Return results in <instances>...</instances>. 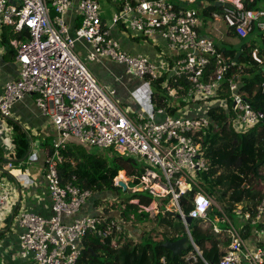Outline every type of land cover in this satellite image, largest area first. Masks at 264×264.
<instances>
[{"label":"built area","instance_id":"built-area-1","mask_svg":"<svg viewBox=\"0 0 264 264\" xmlns=\"http://www.w3.org/2000/svg\"><path fill=\"white\" fill-rule=\"evenodd\" d=\"M73 1L0 0V24L14 32L23 29L29 32L27 41L11 42L16 49L18 76L1 89L0 120L6 123L14 104L32 95L36 107L55 130L53 152L46 157L43 168L52 214L45 218L20 211L16 216V225L21 230L18 258L28 260L25 264H77L88 235L105 240L114 231H123L124 224L117 214L76 217L94 195L79 188L75 177L61 183L57 170L62 162L59 150L66 144L80 145L76 142L79 141L89 148H112L141 161L144 170L135 190L155 199L169 198L166 211L178 214L182 221L186 216L178 200L184 193L195 190L188 217L206 219L213 201L198 186L194 174L207 170L201 144L195 137L198 130L210 124V119L201 115L206 103L219 99L221 84L226 81L234 113L232 125L237 131L253 127L264 118L239 88L238 74L242 68L232 59L225 60L213 40L199 34V12L191 7L197 0H115L118 9L109 22L103 20L97 0H79L76 8L80 24L70 35L64 16ZM215 2L232 6H222L221 14L212 13L211 17L220 18L226 30H233L238 39L245 38L255 25L264 30V22L259 21L264 12L246 9L244 0ZM118 26L132 37L163 40L175 58L171 62H156L123 51L111 34ZM79 43L86 45L89 62L110 58L136 78L156 81L163 77L168 91L171 88L167 83L172 78L183 80L188 85L186 101L203 102L194 108L197 115L185 116L186 110L193 114V109L180 108L171 114L168 108L159 107L138 112L132 118L117 104L115 90L98 82L76 54L75 46ZM251 56L261 65L257 49ZM212 60L217 66L215 74L203 81ZM231 68L234 69L229 73ZM14 165L12 161H0V173H6ZM11 197L0 181V213L10 209ZM241 210L234 213L245 221L239 229L224 213L210 223L212 232L225 233L228 242L217 264H264V195L253 216ZM218 222L225 223V228L217 226ZM189 237L186 261L191 264L200 259L203 264H210Z\"/></svg>","mask_w":264,"mask_h":264},{"label":"trees","instance_id":"trees-1","mask_svg":"<svg viewBox=\"0 0 264 264\" xmlns=\"http://www.w3.org/2000/svg\"><path fill=\"white\" fill-rule=\"evenodd\" d=\"M209 1L210 4L205 9L206 13L217 9L214 5L215 0ZM256 1L244 0L246 9L253 10L252 6ZM7 28L1 26L0 39L8 48L9 59H12L16 56V49L10 41L23 43L29 39V32L26 29L14 32L11 28ZM253 31L254 28L245 38L238 39L233 30L229 29L228 37L237 38L240 42L239 47L236 49L216 47V49L225 60H233L236 53L241 52L237 62L242 68L238 74L239 88L248 95L247 100L252 108L262 112L264 116V30H258L255 38L250 37ZM254 49H257L261 65L251 56ZM216 68L215 61L212 60L203 81L213 76ZM233 69L231 68L229 73ZM164 80L165 78L162 77L155 82L161 85ZM226 85L227 82L223 81L221 84L223 90H219V99L217 98L215 102L209 100V103H206V110L201 112V115L210 119V124L198 130L195 137L201 144V154L207 170L197 172L196 182L205 194L223 211L225 210V213L234 214L235 206L241 204L244 205V212L253 216L264 195V173H260V167L264 166V118L253 127L237 131V127L232 125L234 113ZM167 86L171 90L163 88L165 96L158 94L150 96L154 109L166 107L171 110V114H174L184 105H188L189 110L193 109V113L197 115L194 108L203 102L192 104L181 100L178 101V105L171 104L175 97L185 98L188 85L183 80L174 81L172 78ZM186 106L184 109H188ZM8 123L13 125L12 143L15 157L19 162L30 150V138L22 128L12 122L8 121ZM52 152L51 144L47 157ZM59 153L62 162L58 164L57 170L61 183H67L75 177L79 188L90 191L93 195L98 194L93 206L99 211V215L117 214L120 222L124 224L123 231H114L105 240L98 239L95 234L88 235L83 241V249L77 264H190L185 259L188 251L172 258L171 252L162 246L166 241L174 242L186 237L187 230L206 262L217 264L223 256L222 249L228 244L226 234L215 235L210 226L214 218L221 213L215 207H212L206 219H194L186 230L176 214L165 210L169 198L154 199L148 193L141 191L134 193L126 191L121 193L122 196H117L121 188L115 185L114 179L119 174L121 177L125 173L129 179V187L138 186L139 177L143 172L141 164L134 158L118 153L112 159H107L100 152L88 150L74 143L66 144ZM104 193H112L117 197L108 201L101 200L100 197ZM194 194L195 190L186 192L178 200L180 210L185 216H188L193 208ZM153 202L156 204L155 214L145 210ZM138 228H141L138 236L130 232V229ZM191 264H203V262L197 259Z\"/></svg>","mask_w":264,"mask_h":264},{"label":"crops","instance_id":"crops-1","mask_svg":"<svg viewBox=\"0 0 264 264\" xmlns=\"http://www.w3.org/2000/svg\"><path fill=\"white\" fill-rule=\"evenodd\" d=\"M78 1L79 0L73 1L72 6L68 9L64 16L65 24L68 27L70 35H73L74 30L80 24V17L77 15L76 8ZM97 1L99 2V0ZM103 3V5L99 3L101 16L105 22H109L113 14L117 11L118 6L115 0H104ZM209 4V0H197L191 6L199 12V34L210 38L213 42L214 39H218L224 44V46L226 44L232 48H238L240 44L239 40L237 38L233 39L228 37V30H226L222 20L220 18H210L211 14L215 12H205V9H207ZM51 14L53 15L52 10ZM207 19H209V21ZM203 27L205 30L202 29ZM111 34L112 37L118 41L121 49L127 53L133 55H143L156 62L160 60H167L168 62H171L175 58L174 53H170V51L167 50L166 43L161 39H155V45L153 44V47L149 44L146 46L140 43L139 38L132 37L122 26L114 27ZM12 41L13 40H11L10 43ZM1 42L2 41L0 39V93L6 82L15 80L18 76V64L15 58L9 59L8 48ZM215 47L220 49L218 45H215ZM230 47L225 46V48ZM75 52L87 65L88 69L95 76L98 82L103 85H109V87L115 90L117 104L120 106L122 102L120 98V84L122 82H120L114 74V69L120 68V65L118 64V66L112 61L103 59L97 62H89L86 56L87 47L83 43L76 44ZM165 81L166 79L164 82ZM164 82L161 84L162 88H165ZM121 90L124 91L123 88ZM126 91L127 93L131 92L127 89V87ZM33 99L34 97L32 95H27L22 100L16 102L11 110L10 117L15 119L19 124H17V122L12 123L26 131L30 138V150L24 159L19 162L14 153V145L12 143V136L14 132L12 125L8 124V121L10 122V120L7 119L6 123H2L0 120V161H12L15 164L14 167L6 173H0L2 186L6 187L12 195L10 199V209L0 213V264H25L28 262V260L18 258L19 236L21 234V230L16 225V216L19 214L18 212H31L45 218L50 217L52 214L51 200L46 191V185L43 177V168L49 151V145H51L55 139V130L51 121L47 117L43 116L40 110L36 107ZM124 102V104L128 107V110H123L127 114L133 116L138 112H148L151 109H154L151 108L150 98L149 104H142L136 100H126ZM182 109H184V107ZM188 112L189 111L187 110L185 111V116H194V113L190 114ZM34 138L36 139V145H34L33 142ZM38 139L44 140L45 145L38 141ZM42 145L43 148L40 150L39 146ZM28 172L31 176L30 180L26 178ZM214 204L213 207L221 213H225V210L223 211L217 203L214 202ZM243 207L244 205L237 204L235 206L234 213H237L236 211L241 209V212L243 213ZM148 209L149 211L156 209L155 202H153ZM154 211L156 213V210ZM208 213H210V211H208ZM99 214V211L94 209L92 200L89 199L76 217ZM238 219L243 221L241 225L245 224L244 220L241 218ZM65 221L70 222V220ZM134 231L136 233H133V235L138 236L139 233H137L136 230Z\"/></svg>","mask_w":264,"mask_h":264},{"label":"rangeland","instance_id":"rangeland-1","mask_svg":"<svg viewBox=\"0 0 264 264\" xmlns=\"http://www.w3.org/2000/svg\"><path fill=\"white\" fill-rule=\"evenodd\" d=\"M103 1L104 0H99V3L100 4H104L103 3ZM186 8H187V6H186ZM252 9H253V11H261V12H264V0H257L256 1V3H255V5H253L252 6ZM215 13H217V14H221V8H218L217 7V9L214 11ZM203 17V16H202ZM210 18H211V16H210ZM212 19V18H211ZM208 21H209V19H207ZM259 21H261V22H264V17H261L260 19H259ZM1 26H3V25H1L0 24V27ZM6 27V26H5ZM7 29H9V27L7 28ZM203 30H205V28L203 27L202 28ZM258 32V29H257V27H256V25H255V27H254V31L250 34V37H254L255 38V35H256V33ZM136 38H139V40H140V43L141 44H144V45H150L151 47H153V44L155 45V41L154 40H152V39H146V38H142V37H136ZM214 44L215 45H218L219 47H220V49H222V48H225V46L226 47H230V46H228V45H226L225 44V46H224V44L222 43V42H220L218 39H214ZM231 48V47H230ZM230 48H227V49H230ZM78 50V49H77ZM86 56H87V54H86ZM103 60H109V61H112L110 58H103ZM112 62H114V61H112ZM115 64H117L116 62H114ZM118 65V64H117ZM119 66V65H118ZM114 74H115V76L120 80V82H122L121 84H123V85H121L120 84V93H121V96H120V98H121V100H122V102H121V104H120V106H121V108L122 109H124V110H128V107L126 106V104H124L125 102L124 101H126V100H136V101H138L139 103H142V104H149L150 102H149V98H150V96H152V95H154V94H158V95H161V96H165V92L163 91V88H162V86L160 85V84H157V82H155L154 80H150L149 78H141V79H139V78H136V77H134V76H132V75H129V74H127L126 72H125V67L123 66V65H120V68H117V69H114ZM127 84V85H126ZM105 86H107V87H109V85H105ZM133 86V87H132ZM124 89V91H122L121 89L122 88ZM126 87H127V89L129 90V91H131L130 93L128 92L127 93V91H126ZM133 90H131L130 88ZM109 88H111V87H109ZM123 93V94H122ZM124 100V101H123ZM181 100H186L185 98H183V97H180L179 96V98L178 97H175V98H173V102L171 103V104H173V105H178V101L180 102ZM170 103V102H169ZM150 105H151V108H153V104L152 103H150ZM185 106L186 105H184V108H185ZM188 109L190 108L188 105L186 106ZM186 110V109H185ZM131 117L132 118H134L135 119V117L136 116H133V115H131ZM9 120H10V122H17L15 119H13L12 117H10L9 118ZM9 124V123H8ZM17 124H19L18 122H17ZM10 125V124H9ZM13 126V125H12ZM35 138L33 139V142H34V145H36V142H35ZM38 141H40L42 144H44L45 145V141L44 140H40V139H38ZM32 142V143H33ZM78 144H80L81 146H83V147H85V148H87L88 150H92V151H94V152H100V153H102V155L104 156V157H106L107 159H112L113 157H115L116 155H118V152L116 151V150H113L112 148H110V149H106V150H99V149H97V148H89L86 144H84V143H81V142H79V141H76ZM40 143V144H41ZM40 147V150H42V148H43V145L42 146H39ZM133 158V157H132ZM136 160V159H135ZM138 161V160H137ZM140 164H141V168H142V172H143V170H144V165H143V163L141 162V161H138ZM153 170H155L156 172H158V170H156V169H154V168H152ZM260 173H264V166H262V167H260ZM124 173V172H123ZM197 177H198V173H194ZM30 175H29V172L27 173V175H26V178L27 179H29L30 180ZM118 178H121V179H123L124 181H128L127 179V177H126V175H125V173L124 174H122V176L120 177V174L114 179V181H116ZM115 183V182H114ZM128 184H129V182H128ZM128 189H129V192L130 193H134V192H136L137 190H135V187H128ZM121 193H123V191L121 190L119 193H118V195L117 196H122V194ZM115 194H112V193H104V194H102L101 195V197H100V199L101 200H109V199H116V197H117ZM95 199H98V194H96V195H94L90 200H92V202L95 200ZM215 206H217L216 204H214ZM155 214V213H154ZM226 214V216H227V218L229 219V221L235 226V228L236 229H239L240 228V225H241V223H243V221H241L240 219H238L239 217L237 216V215H235V214H229V213H225ZM217 226H219L221 229H224L225 228V226H226V224L225 223H220V222H218L217 223ZM150 228H152V226L150 227ZM141 229V228H140ZM140 229L138 228L136 231H137V233L139 232L140 233ZM159 231L160 232H163V230L162 229H159ZM130 232L133 234V233H136L135 231H134V229H130Z\"/></svg>","mask_w":264,"mask_h":264},{"label":"water","instance_id":"water-1","mask_svg":"<svg viewBox=\"0 0 264 264\" xmlns=\"http://www.w3.org/2000/svg\"><path fill=\"white\" fill-rule=\"evenodd\" d=\"M214 5L218 8H221L222 6L224 7H227V8H232V6L229 4V3H220V2H215ZM241 55V52H238L236 53L235 57H234V61L235 62H238V58L239 56ZM128 182V181H127ZM127 182L124 181L123 179L121 178H118L116 180V186L121 188V190L124 192L127 191ZM152 214H154V211H151ZM177 217L180 218L179 215H177ZM192 222V219L190 217H186L185 218V224L187 226H189ZM189 233L187 232V235L186 237H183L177 241H174V242H169V241H166L163 243V247L168 249L170 252H171V257L174 258L176 256H179L181 255L182 252H185L188 250L189 248V241H190V237H189Z\"/></svg>","mask_w":264,"mask_h":264},{"label":"clouds","instance_id":"clouds-1","mask_svg":"<svg viewBox=\"0 0 264 264\" xmlns=\"http://www.w3.org/2000/svg\"><path fill=\"white\" fill-rule=\"evenodd\" d=\"M127 180H128V182H129V179H127ZM128 182H127V191H129V189H128V187H129V186H128ZM115 185H116V181H115ZM129 188H130V187H129ZM131 188H132V187H131ZM136 188H137V187H135V189H136ZM154 199H155V198H154ZM133 201L136 202V200H133ZM212 201H213V200H212ZM213 204H214V201H213ZM213 204H212L210 210L212 209ZM154 210H156V209H153L152 211H154ZM165 210H166V209H165ZM210 210H209V211H210ZM147 211H149V210H147ZM150 212H151V211H150ZM154 213H155V211H154ZM172 214H176V213H172ZM207 214H208V213H207ZM176 215H178V214H176ZM225 215H226V214H225ZM186 217H188V216H186ZM186 217H185V218H186ZM180 220L182 221L181 217H180ZM192 221H193V220H192ZM183 222H185V219H184V221H182V223H183ZM183 225L185 226L186 224L183 223ZM186 227H188V226L186 225ZM186 227H185V228H186ZM186 230H187V229H186ZM187 232L189 233L188 230H187ZM189 234H190V233H189ZM190 236H191V235H190ZM188 249H189V248H188ZM187 251H188V250H187Z\"/></svg>","mask_w":264,"mask_h":264}]
</instances>
